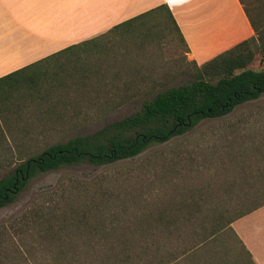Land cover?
I'll list each match as a JSON object with an SVG mask.
<instances>
[{"label": "rangeland", "instance_id": "obj_1", "mask_svg": "<svg viewBox=\"0 0 264 264\" xmlns=\"http://www.w3.org/2000/svg\"><path fill=\"white\" fill-rule=\"evenodd\" d=\"M243 2L264 22V0ZM165 30L145 38L120 30L109 34L107 40L122 54L119 62L125 63L119 65L117 81L134 70L151 78L181 71L182 45ZM259 59L257 54L249 66H263ZM131 85L145 88L148 83ZM70 100L85 105L86 113L78 116L82 132L139 105L127 101L102 116L92 110V98ZM30 123L4 132L7 143L0 146V158L8 153L12 164L0 167V177L71 133L59 122ZM263 199L264 94L132 158L30 176L15 199L0 207V264H165L203 233L229 236L224 231L228 221ZM229 243L232 257L236 251Z\"/></svg>", "mask_w": 264, "mask_h": 264}, {"label": "trees", "instance_id": "obj_2", "mask_svg": "<svg viewBox=\"0 0 264 264\" xmlns=\"http://www.w3.org/2000/svg\"><path fill=\"white\" fill-rule=\"evenodd\" d=\"M238 1L252 35L199 64L187 59L188 48L179 28L167 5L161 3L101 34L1 75L0 146L7 143L6 130L33 121L59 122L71 133L65 140L28 155L0 177V207L13 201L34 174L80 163L101 166L132 158L152 144L189 131L202 119L224 116L235 106L263 95L264 65H249L257 54L264 62V22L259 21V15H251L243 0ZM163 28L167 35L174 33L182 45L181 71L151 78L134 70L125 74L123 82L117 81L122 71L119 65L125 63L119 62L122 54L114 50L115 42L107 40L109 34L120 30V34L145 38L161 33ZM180 77L182 80L176 81ZM143 81L148 83L145 88L131 85ZM79 96L92 98V110L102 116L127 101L139 105L129 114L82 132L85 127L78 116L86 113L85 105L70 100ZM7 155L0 158V167L11 166ZM262 203L264 199L244 213ZM219 235L215 230L197 236L173 259Z\"/></svg>", "mask_w": 264, "mask_h": 264}, {"label": "crops", "instance_id": "obj_3", "mask_svg": "<svg viewBox=\"0 0 264 264\" xmlns=\"http://www.w3.org/2000/svg\"><path fill=\"white\" fill-rule=\"evenodd\" d=\"M161 3L179 28L187 59L197 64L253 33L238 0H0V76ZM224 231L229 237L165 264H264V203L231 219Z\"/></svg>", "mask_w": 264, "mask_h": 264}]
</instances>
